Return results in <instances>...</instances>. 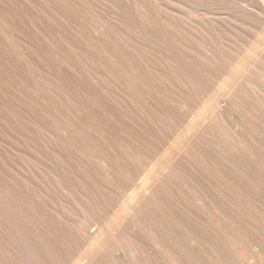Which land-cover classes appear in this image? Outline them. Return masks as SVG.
I'll return each instance as SVG.
<instances>
[{
  "label": "rangeland",
  "instance_id": "rangeland-1",
  "mask_svg": "<svg viewBox=\"0 0 264 264\" xmlns=\"http://www.w3.org/2000/svg\"><path fill=\"white\" fill-rule=\"evenodd\" d=\"M223 80L235 91L201 134L211 153L209 174L198 172L204 192L217 190L214 206L181 201L209 232L186 219L180 229L214 264H264V0H0V264H17L6 252L22 264H83L90 235L111 231L146 181L143 163L151 167L148 152L134 153L97 189V163L84 177L76 154L46 137L76 148L82 130L96 143L98 131L142 132L167 151ZM120 240L104 264H129ZM151 241L169 264H187L172 238Z\"/></svg>",
  "mask_w": 264,
  "mask_h": 264
},
{
  "label": "bare ground",
  "instance_id": "bare-ground-1",
  "mask_svg": "<svg viewBox=\"0 0 264 264\" xmlns=\"http://www.w3.org/2000/svg\"><path fill=\"white\" fill-rule=\"evenodd\" d=\"M243 71V67L238 68L232 78L240 79ZM234 91L235 81L223 80L215 91L214 97L206 106H203L201 111L196 113L197 119L190 123L186 137L177 140L180 141L179 144H171L167 151V148L161 150L162 144L158 143L155 138H152L155 142L152 139L148 140L142 132H134L133 136L122 132L119 137L114 138L104 131H98L96 135L100 138V143H96L89 141L86 132L82 130L79 133L80 141L76 148L69 141L57 142L51 137H46L49 142L64 149L69 156L72 153L76 154L84 177H90L89 165L93 162L97 163V168L90 177L97 189L106 190V187L111 184V176H117L119 170L125 168L129 157L134 153L145 154L148 152L151 167L157 168L153 170L143 163V176L146 181L143 183L142 189L130 197L132 198L131 204L124 201L119 207L110 232L104 225L95 234L90 235L89 243L79 255V258L84 260L83 264H104L108 250L122 247L121 237L124 238L126 249L129 251V264H169L161 256L162 249L151 241V238L158 237V233L173 239L175 248L181 251L185 263L214 264L213 258L201 255L199 250L197 251L186 242L185 234L180 229L184 226V219L196 221L201 235L208 233L209 227L198 219L197 214L189 211L181 201L196 211L203 209V202L206 205H211L212 208L214 206L216 199L214 193L217 190L208 185V192H204L198 174L200 171L209 174L204 162L209 160L211 153L210 149L204 145L206 139L202 138L201 134L207 133L211 128L210 116L215 114L218 100L226 99ZM128 100L137 108L141 107L138 103H134L133 99L129 98ZM9 114L16 116L13 112ZM21 121L27 122L22 119ZM32 124L29 126H33L38 133H43L36 125ZM161 135L165 138L164 134ZM113 138L116 143L112 141ZM120 144L122 146L118 147ZM185 164L191 168V173L185 170ZM212 164H214L213 160L209 162V165ZM64 176L69 182L71 174L67 167L64 170ZM1 196L4 201L9 202L5 196ZM93 202H95L94 199ZM15 208L25 217L20 206L15 205ZM92 214L93 218L100 222L99 215L95 212ZM218 227L219 229L216 228L213 231L214 234L225 229L221 225ZM138 234H140V238ZM104 235H106V239H104ZM214 247L218 248L219 252L228 249V245L224 243H217ZM164 248L175 258L182 259L173 247L165 245ZM6 253L8 258L11 257L17 264H22V259L17 254ZM111 264L118 263L112 262Z\"/></svg>",
  "mask_w": 264,
  "mask_h": 264
}]
</instances>
